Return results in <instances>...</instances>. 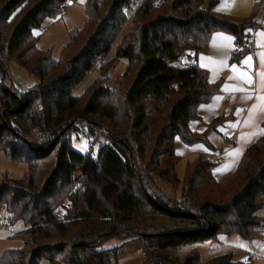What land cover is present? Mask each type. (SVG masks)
I'll return each instance as SVG.
<instances>
[{
	"label": "trees",
	"instance_id": "trees-1",
	"mask_svg": "<svg viewBox=\"0 0 264 264\" xmlns=\"http://www.w3.org/2000/svg\"><path fill=\"white\" fill-rule=\"evenodd\" d=\"M77 1L0 0V152L28 164L27 178L0 183V229L24 226L14 235L23 247L6 250L0 264H117L121 247H103L111 238L140 243L145 264H248L229 254L203 262L195 249L187 257L179 251L224 234L247 239L264 231V135L225 184L213 177L215 162L189 165L180 197L175 141L208 143L207 132H190V120L222 92L221 80L212 83L190 61L218 33L235 37L232 62L260 50L254 40L256 50L245 44V34L260 27L262 4L243 18L216 10L217 0H87L86 23L69 32L55 58L39 48L35 32ZM140 2L129 17L128 7ZM116 42V57L129 64L122 77L113 87L88 88L87 99V91L76 95ZM10 61L40 83L21 92ZM76 133L106 134L109 142L97 158L82 155L72 147ZM159 180L173 190H162Z\"/></svg>",
	"mask_w": 264,
	"mask_h": 264
},
{
	"label": "crops",
	"instance_id": "crops-1",
	"mask_svg": "<svg viewBox=\"0 0 264 264\" xmlns=\"http://www.w3.org/2000/svg\"><path fill=\"white\" fill-rule=\"evenodd\" d=\"M217 1L216 10L219 12L243 18L251 16L257 3H261L260 27L248 29L245 40H254L258 47L263 46L264 0H242V5L237 9L225 2L228 0ZM237 49L234 36L218 33L206 53L196 60L201 68L208 71L212 83L223 82L222 92L200 105L197 118L190 120V132L199 135L207 132L208 143L188 145L180 137L176 138L178 177L182 172L185 178L189 165L200 158H207L217 164L213 171L215 181L220 185L225 184L236 173L247 149L264 135V52L249 51L240 62H232L231 58ZM220 116L227 118L225 122L212 125ZM218 155H221L219 162ZM181 183L182 193L184 182ZM16 234L14 232L11 239H15Z\"/></svg>",
	"mask_w": 264,
	"mask_h": 264
},
{
	"label": "rangeland",
	"instance_id": "rangeland-1",
	"mask_svg": "<svg viewBox=\"0 0 264 264\" xmlns=\"http://www.w3.org/2000/svg\"><path fill=\"white\" fill-rule=\"evenodd\" d=\"M86 1L78 0L71 4V8L63 15L57 17H47L39 30L35 32L38 38V46L41 50H52L53 56L59 58L63 48H65L70 41L69 32L74 28H83L86 23ZM232 5L233 9L240 8L242 0H228L225 1ZM120 41V40H118ZM114 43L112 50L103 60V71L97 72L92 70L85 82L75 90L76 95L85 93L86 99L91 96V92L87 89L93 85H108L113 87L115 82L122 77L127 70L129 64L126 59L116 57V46ZM99 64H97L98 66ZM9 74L12 76L13 81L21 92L29 91L35 88L40 81L35 75L30 74L26 69L20 67L16 61H10L8 64ZM1 80V71H0ZM122 82V81H121ZM124 82V81H123ZM127 84L126 82H124ZM109 124L108 122H106ZM81 122L78 124L80 125ZM88 128V125H85ZM106 126L107 125H104ZM110 126V124H109ZM85 128V127H84ZM110 128V127H109ZM72 147L73 149L82 154L87 155L90 153L93 157H98L99 149L105 143H108L107 135L100 136L96 139H91L87 135L80 133L72 134ZM48 164H44L38 171L40 175L39 183H43L44 177L47 175L48 170L42 169ZM80 174L78 173L77 176ZM184 174L180 172V181L184 179ZM8 176L10 179H24L28 177V164L24 162L11 161L5 153L0 152V183L4 177ZM159 185L162 190L171 192L173 186L164 180H159ZM179 190V191H178ZM181 185L177 189V197L181 195ZM264 217V210L260 212ZM6 216V215H5ZM8 217V216H6ZM24 226L21 222L11 225L10 227L3 226L0 229V257L8 249H15L23 247V242L19 238L11 239L10 236L14 232H21ZM122 240L119 238H111L104 242V248H120V260L117 264H145L144 254L141 250L140 243L137 241L129 242L122 246ZM196 250L201 256L203 262H208L210 259L224 256L225 254L232 255L236 261H244L248 264H264V231L254 232L252 236L245 239L239 233H232L230 235H220L215 239H211L204 243H197L194 246H185L179 251V255L187 257L186 255ZM44 264H47L45 262Z\"/></svg>",
	"mask_w": 264,
	"mask_h": 264
},
{
	"label": "built area",
	"instance_id": "built-area-1",
	"mask_svg": "<svg viewBox=\"0 0 264 264\" xmlns=\"http://www.w3.org/2000/svg\"><path fill=\"white\" fill-rule=\"evenodd\" d=\"M160 2H162V0H158V3H160ZM142 2H140V3H132V5L130 6V7H128V10H127V14L129 15V17H131L133 14H134V12L142 5L141 4ZM71 2H68V3H66L65 5H64V8H63V14H65L66 12H68V10L72 7L71 6ZM247 46H249V47H253V49L254 50H256L257 48H256V45H254V43L251 41V40H248V41H246V43H245ZM262 52H264V44H263V47L260 49ZM198 63L197 62H195V61H190V63H189V66L190 67H196V65H197ZM103 65L104 64H102V63H99V65L98 66H96L95 67V70L97 71V72H102L103 71ZM221 160V155H218L217 156V162H219ZM60 214V212L57 214V215H59ZM4 224L5 225H7L8 224V221L7 220H5L4 221Z\"/></svg>",
	"mask_w": 264,
	"mask_h": 264
},
{
	"label": "snow or ice",
	"instance_id": "snow-or-ice-1",
	"mask_svg": "<svg viewBox=\"0 0 264 264\" xmlns=\"http://www.w3.org/2000/svg\"><path fill=\"white\" fill-rule=\"evenodd\" d=\"M246 63H247V61H246Z\"/></svg>",
	"mask_w": 264,
	"mask_h": 264
}]
</instances>
